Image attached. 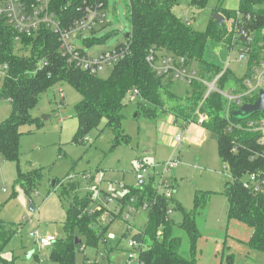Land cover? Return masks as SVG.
<instances>
[{"label": "rangeland", "instance_id": "rangeland-1", "mask_svg": "<svg viewBox=\"0 0 264 264\" xmlns=\"http://www.w3.org/2000/svg\"><path fill=\"white\" fill-rule=\"evenodd\" d=\"M104 2L106 22L83 35L94 41L90 46L83 42L81 45L91 55L113 50L130 32L128 2ZM217 4L218 0H208L205 7L196 9L190 5V0H177L171 10L180 21L202 32L206 30L212 9ZM221 5L237 10L239 0H224ZM224 23L227 27L233 25L232 22ZM17 52L28 55V51L22 49ZM204 59L221 67L227 64L234 78L243 79L249 75L248 62L239 59L236 47L230 49L220 42H208ZM193 68L196 69L195 64ZM112 70L113 66H107L96 75L106 80ZM3 77V66L0 65V89ZM162 83L177 98L160 90L166 112L158 109V116L153 119L141 111L136 116L138 100L126 93L121 128L129 139L127 143L119 144L115 143L116 135L105 127V119L85 141L75 142L78 129L75 108L82 96L71 84L56 82L39 95L30 110L32 122L19 128L18 161H8L0 155V222L7 232H12L2 257L9 264H58L50 259L51 246L39 248L36 238L52 235L62 240L66 237L64 224L74 191L79 197L87 194L91 197L89 210L98 219L95 230L107 225L105 241H101L98 247L85 246L82 240L81 250L84 251L75 252L74 264H127V243L144 228L148 211L132 213L126 219L127 207L118 201H107L106 196L115 191L122 196L117 188L120 183L136 186L139 160L149 168V175L153 176L156 185L164 181L171 188L173 199L180 203L182 210H194L196 194L203 198V207L195 214L199 237L194 250L187 231L180 227L183 211L175 208L171 215L174 236L180 240L179 253L184 258L194 256L198 264H229L226 258L231 254L233 264H264V253L247 246L253 230L241 221L227 219L228 201L221 192L231 176L219 155L218 141L211 138L212 133L197 122L203 130L202 136L196 142L183 139L178 146L175 139L169 141L171 131L162 129L164 126L174 127L169 123L171 112L191 108L198 119V114L207 112L205 106L189 99L192 95L190 84L167 77ZM234 83L230 80L224 90ZM11 111L9 101L0 99V123L10 116ZM182 122L177 119V123ZM178 132L185 136L182 127ZM172 157H179L180 161L165 169L164 162ZM19 172L26 177L25 181L19 180ZM31 180L35 184L28 187ZM72 185L74 190H71ZM64 188L67 194L62 195ZM108 234L113 237L108 238ZM146 244L149 246L151 242L146 241Z\"/></svg>", "mask_w": 264, "mask_h": 264}, {"label": "trees", "instance_id": "trees-1", "mask_svg": "<svg viewBox=\"0 0 264 264\" xmlns=\"http://www.w3.org/2000/svg\"><path fill=\"white\" fill-rule=\"evenodd\" d=\"M82 1L54 0L53 8L67 22L80 15L78 8ZM223 1L218 0L212 14H222L224 21L232 22L233 25L227 27L224 22L219 25L210 19L206 30L202 32L180 21L172 13L171 8L177 0L132 1L129 6L130 32L120 44H126L129 53L113 66L111 75L106 80L67 64L58 50L59 43L54 32L42 29L32 37L23 36L17 41L13 30L4 21H0V65L4 72L0 99L9 101L12 106L10 116L0 123V155L8 161H18L21 135L19 128L32 122L30 110L37 103L39 95L56 82L71 84L82 96L75 108L78 120L75 142L85 141L89 133L105 119V127L116 135L115 143H127L129 136L122 130L121 122L124 118L123 99L129 90L136 88L140 94L136 116L141 111L151 119L158 116V109L166 112L160 90H165L172 98H177L162 83L164 77L172 80V76L157 75L147 62L146 56L150 49H154L158 55L183 57L187 65H196L201 80L211 82L222 72L223 67L204 59L206 45L208 42H220L230 46L234 27L237 25L253 38V51L248 63L250 68L258 58L262 46L264 47V0H239L237 10L222 7ZM207 2L208 0H190V5L200 9ZM82 41L86 46L94 42L85 37ZM18 49L28 51V55L19 54ZM230 80L238 84L241 82V79L234 78L229 69H226L220 76L217 87L223 89ZM190 85L192 95L189 99L202 103L207 111L205 114H209L208 120L200 125L216 135L219 155L230 171L231 180L221 192L228 201L227 219L241 221L250 227L253 233L247 246L251 250L264 253V194L251 191L242 182L246 174L264 167V143L260 142L256 133L237 127L229 128L231 124H243L245 119L237 120L230 116L226 118L225 99L218 92L211 91L205 97L207 86L203 82L196 80ZM172 113L184 123L197 122L194 109L183 108ZM184 123L178 125L184 127ZM235 145L237 151L233 152ZM18 175L19 180L26 178L20 172ZM34 184L35 181L31 180L27 186ZM71 190H74L73 185ZM64 194H67L66 188L62 195ZM132 197L136 198L137 207L143 202L149 204L144 228L132 236L138 241L151 242L147 249L140 251V264H198L194 256L187 259L179 253L180 240L174 236L171 217L166 213L170 201L158 192L152 175L141 188L128 186L118 202L127 207ZM202 199L198 194L194 196V210L191 212L182 210L180 203L173 199V210L180 208L183 211L180 227L187 231L192 250L199 237L195 214L203 207ZM90 204L89 194L79 197L76 191L73 192L64 224L66 237L62 240L56 239L52 244L51 261L74 264L75 252L84 251L81 250L83 239L84 245L90 247H98L101 241H105L107 225L101 227V230H95L98 219L91 214ZM11 233L0 222V264H9L2 257V251ZM125 235L126 232L123 233ZM76 239L79 241L76 242ZM226 260L233 264L231 254Z\"/></svg>", "mask_w": 264, "mask_h": 264}, {"label": "built area", "instance_id": "built-area-1", "mask_svg": "<svg viewBox=\"0 0 264 264\" xmlns=\"http://www.w3.org/2000/svg\"><path fill=\"white\" fill-rule=\"evenodd\" d=\"M128 6L134 0H126ZM163 1V0H155ZM54 0H0V21H4L14 32L15 40L21 37H32L42 29H47L57 35L59 43V52L66 60L67 64L86 71L89 74L96 75L98 71L107 66H114L119 60L123 59L129 52L126 44L115 47L113 50L107 52H100L91 55L82 48L83 35L86 32H92L96 26H100L106 22L107 14L104 11V0H83L78 12V17L72 18L65 22L53 8ZM240 17V14L237 13ZM264 35V30L262 32ZM228 48H237L239 51V59L249 63L253 51V38L251 34L246 32L242 27L237 25L234 27V36L232 43ZM147 62L157 75L172 76L173 79L184 81L192 84L198 80L207 86L205 97L211 91L218 92L226 103L224 115L228 118L229 113L233 109H239L244 104H253L261 91H264V47L259 52V56L251 64L249 75L241 79V82L234 83L228 90L217 87L220 76L224 73L228 66L223 67L222 72L217 75L210 83L201 80L198 77L197 70L186 64L183 57H175L172 55H158L154 49H150L147 56ZM254 82V83H253ZM226 86V85H225ZM131 98L140 100L138 89L134 88L127 92ZM208 120L206 114H198L197 122L201 124ZM233 127L240 128L247 132L258 134V139L264 143V111L257 113L255 116L245 119L243 124H231ZM175 142L180 146L184 139V135L177 132ZM237 151L235 145L232 149ZM179 157H172L170 160L164 162L165 169L176 165L179 162ZM149 168L146 167L142 160L138 162V170L135 173L136 186L134 188H141L148 181ZM246 177V178H245ZM243 185L255 193L264 194V167L255 172L248 173L242 178ZM157 186L159 193L163 194L165 198L170 201L166 210L167 216L171 217L173 213V192L171 188L161 181ZM128 186L124 183L117 185V188L123 193ZM107 201H119L121 196L115 191L106 196ZM136 198L132 197L129 200L127 209L125 211V218L128 219L132 213H139L140 211H147L148 202L141 203L138 207L135 205ZM112 219H110L111 221ZM108 238H112L108 234ZM56 241L52 235L44 237L37 236L36 243L39 248L50 247ZM128 263L140 264L139 253L141 250L148 248L146 242L138 241L133 237L128 241Z\"/></svg>", "mask_w": 264, "mask_h": 264}, {"label": "water", "instance_id": "water-1", "mask_svg": "<svg viewBox=\"0 0 264 264\" xmlns=\"http://www.w3.org/2000/svg\"><path fill=\"white\" fill-rule=\"evenodd\" d=\"M211 19L215 20L219 25L225 20L224 16L220 13H213ZM128 34H126V36H128ZM262 111H264V91L260 92L257 100L253 104H244L241 108L232 110L229 116L237 120H243L252 116L254 113H260ZM211 138L217 140L214 134L211 135ZM77 241H79V239H76V242Z\"/></svg>", "mask_w": 264, "mask_h": 264}, {"label": "crops", "instance_id": "crops-1", "mask_svg": "<svg viewBox=\"0 0 264 264\" xmlns=\"http://www.w3.org/2000/svg\"><path fill=\"white\" fill-rule=\"evenodd\" d=\"M171 112V111H170ZM172 116L169 118V123H172L174 125V127H163L162 129L164 130H169L171 131V136L169 138V141H174V137L176 135V133L179 131V128L180 126L178 124L180 123H177V119L175 118V116L173 115V113L171 112ZM182 120V119H180ZM183 121V120H182ZM184 122H182L181 124H183ZM184 127H182L184 130H185V140L189 141V142H196L197 141V138L201 137L202 134H203V130H200L199 126H198V123L197 122H187V123H184L183 125ZM149 173H148V177H149Z\"/></svg>", "mask_w": 264, "mask_h": 264}]
</instances>
